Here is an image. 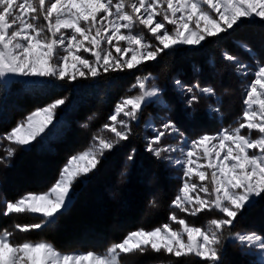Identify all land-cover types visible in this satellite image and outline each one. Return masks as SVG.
<instances>
[{
	"label": "snow or ice",
	"instance_id": "snow-or-ice-1",
	"mask_svg": "<svg viewBox=\"0 0 264 264\" xmlns=\"http://www.w3.org/2000/svg\"><path fill=\"white\" fill-rule=\"evenodd\" d=\"M246 22L259 25L264 52V0H0V80L21 81L27 89L45 95L63 87L56 81L71 83L139 69L182 47H202V42L221 33H228L233 45L252 62L241 60L227 48L222 49L221 59L237 77H253L242 84L241 116L217 132L189 138L167 115L150 116L145 122L153 133L145 138V150L182 173L181 186L169 207L186 216L220 214L206 226H196L172 211L168 222L130 230L102 254L94 250L65 253L47 240L17 242L14 233L4 228L0 229V264H122V257L148 251L223 264V250L230 238L242 249L259 250L264 256V234L231 232L238 217L264 200V58L248 40L233 35ZM136 26L146 33H134ZM193 71L201 69L193 66ZM152 79L137 75L131 87L138 88V93L115 104L110 123L102 125L111 137L94 136L92 146L72 155L46 189L5 199L0 213L40 217L33 224H16L21 232L57 224L78 197L75 182L97 168L105 151L129 139L133 123L140 121L150 103L171 111L164 90L150 84ZM173 84L191 109L189 119H195L194 105L201 96L215 98L207 107L223 119V101L212 86L198 80L185 84L179 77ZM66 102L67 97H57L37 107L0 138L25 151L34 142L46 144L63 123L62 116L56 118V110ZM154 119L161 123L157 125ZM165 137H172L175 143H163ZM5 152L0 164L10 162L16 149L7 147ZM135 152L133 148L129 161L134 160ZM85 182L80 179L81 184ZM150 205L155 207V201Z\"/></svg>",
	"mask_w": 264,
	"mask_h": 264
},
{
	"label": "trees",
	"instance_id": "trees-1",
	"mask_svg": "<svg viewBox=\"0 0 264 264\" xmlns=\"http://www.w3.org/2000/svg\"><path fill=\"white\" fill-rule=\"evenodd\" d=\"M261 29L246 22L242 28L233 35L246 39L245 36L251 32H258ZM226 37V39H221ZM262 44L261 40L255 41L254 49ZM227 48L243 60L244 52L233 45L228 33H222L217 37H210L202 42V47H182L179 50L164 55L157 61L146 62L139 69L110 72L103 76L90 79H77L71 83L56 81L63 85L59 89H52L47 95L38 90H29L20 81H11L7 85L0 82V137L9 132L20 120L37 107L44 106L57 97H67L65 105L56 110V118L63 117V123L58 132L43 145L33 143L25 151L16 145L15 156L10 162L0 164V198L13 200L26 192L46 189L50 182L54 181L61 167L69 157L85 149H89L94 143L93 137H102L107 134L102 125L108 122V117L114 110L115 104L126 96L133 95L137 75H150L155 85L164 90V96L171 104V111L165 112L157 105L150 103L141 114L140 121L134 122L132 135L126 141H121L114 149L104 153L97 168L85 177V183H79L76 187L78 197L70 206L69 210L60 218L57 224L42 229L30 231H16L15 225H28L39 222L38 215H17L13 221V214L3 216L0 213V229L7 228L14 233L13 239L17 242L24 240H47L52 242L62 252L70 250H94L101 252L111 243L119 242L128 231L138 228L151 229L165 223L170 214V202L177 193L180 186V174L172 167H164L165 164L157 161L145 150V134L148 132L142 126L151 117L157 114L167 115L177 122V125L189 138L201 133H214L222 126L234 124L237 117L242 114V94L239 86L240 79L233 73L231 67L221 59V51ZM258 53V52H257ZM214 60V64L211 63ZM247 61V60H246ZM193 66H199L201 71L195 73ZM179 77L185 84L191 85L198 80L201 85L212 86L215 93L223 101V119L208 112V105L214 102V97L201 96L200 103L194 105L197 109L195 119H189L192 114L183 104L182 98L173 84L174 78ZM198 94V93H197ZM232 95V96H231ZM230 96V99H229ZM229 99V101H226ZM157 119H154V123ZM194 123V125H193ZM87 125V127H84ZM193 125V126H192ZM2 140V141H1ZM0 139V156H5L7 146ZM4 145V147H3ZM135 148L134 160L127 159L131 150ZM150 165L152 174L159 178L160 191L140 197L139 186L136 177L139 173V166ZM38 169L44 173V179L36 183L31 181L32 173ZM164 175L169 176L171 188L165 190ZM18 176L28 181L26 185L16 187H4L6 179H14ZM113 186L119 191V199H112L109 187ZM108 189V190H107ZM148 198V197H147ZM116 200V202H115ZM121 200L128 204L139 201L142 208L151 212L141 222L131 223L119 230L111 231L99 244L72 243L67 244L68 234H73L74 239L80 237V233L73 231V227L97 231L99 226L106 228L115 217H122V209L119 207ZM155 201L156 206L152 207L150 201ZM264 208V200L255 207L238 217L237 222L231 230L232 234L244 231H256L264 234L259 228L247 229V224L255 221ZM160 210V211H159ZM159 212L157 215L155 213ZM128 218L135 219L136 212L126 211ZM96 223V224H95ZM98 225V226H97ZM30 236H27V235ZM96 238V236H92ZM122 264H203L199 258L194 256L175 258L167 254H156L151 251L145 254L122 257ZM223 264H264L256 262L253 256L241 248L231 239L225 244L223 250Z\"/></svg>",
	"mask_w": 264,
	"mask_h": 264
},
{
	"label": "rangeland",
	"instance_id": "rangeland-1",
	"mask_svg": "<svg viewBox=\"0 0 264 264\" xmlns=\"http://www.w3.org/2000/svg\"><path fill=\"white\" fill-rule=\"evenodd\" d=\"M41 23H43L42 20H41ZM255 26L259 27V25H255ZM169 27H171V26H169ZM133 32L134 33H140V32L146 33V30L143 29L142 26H136V27H134ZM261 34H262L261 31H258V32H255V33L254 32H251L249 35H246L245 38H246V40H248L251 43V45H253V44H255V41L261 40ZM256 50L258 52V56H260L261 58H264V52H262V50H261V45H259V47L256 48ZM240 51H242V50H240ZM242 52H244V51H242ZM242 54H243V57H242L243 58V61H246L247 60L246 62H249V63L252 62L251 59H250V57L248 56V54L246 52H244ZM238 78L241 81V84L239 86V90H240V93L242 94V100H243L244 96H243V87H242V84L245 83V82H247V81H250L253 77L251 75H249L246 78H242V77H238ZM0 82L3 85H7L11 81H9V82L6 83L5 80H0ZM149 83L150 84H154L152 80H150ZM132 89H134V88H132ZM138 91H139V89L138 88H135V91H134L133 95L137 94ZM180 98H181V96H180ZM229 99H230V96H229ZM229 99H227L226 101H229ZM243 107H244V105H243ZM113 112H114V110H113ZM113 112L111 114H113ZM208 112H210V110H208ZM118 119H119V117H118ZM107 123H110L109 117H108V122ZM155 123L157 125H159L161 123L160 119H157V121ZM193 125H194V123H193ZM142 129L144 131H147L149 133L148 136L145 134V138L146 137H149V136H151L153 134L150 129H148V128L145 127V124L142 126ZM104 130L107 131L106 129H104ZM111 136H112V134L107 131V134L106 135H103L102 137L109 138ZM145 141H146V139H145ZM3 142L6 143L5 145L7 147H12L13 148V145H15V144H11L9 141L4 140V139H3ZM163 143L169 144V143H175V141L173 140L172 137H165L164 140H163ZM3 147H4V145H3ZM87 150L88 149H85L83 151H87ZM83 151H81V152H83ZM107 151H105V152H107ZM79 153H77V154H79ZM164 167H166V165H164ZM139 168H140L139 169V173H138V176L136 177V181H137V184L139 186V194H140V197L145 196L146 199H149L150 195H152L155 192H159L161 190L160 187H159V182L160 181H159V178L156 175L152 174V171H153L152 169L153 168L150 165L147 164V165H144V166H141V167L139 166ZM172 168H175V167H172ZM175 169H177V171H178L177 173H178V175L180 174V177H181V175H182L181 171L178 168H175ZM44 177H45L44 176V173L38 169V171L35 170L32 173V178H30V180L31 181H35L36 183H38V182H41L44 179ZM85 177H81L80 179H83L84 180ZM80 179H78L75 182L74 189H76L77 185L80 183ZM164 180H165V183H164L165 184V190L168 192V190L171 188V183H170L171 181L169 179V176L164 175ZM26 182H29V180L28 181H25V180H23V177L20 176V178H19L18 176H16V177H14V179H6L4 187H6V186L7 187L8 186L9 187H16V186L26 185ZM180 186H181V179H180ZM108 187H109L108 188L109 189V192L107 194H110L109 196L112 197V199H116L118 201V199H119L118 198L119 197L118 196L119 195L118 194L119 191L117 189H115L113 186H108ZM116 200H115V202H116ZM3 201H4V199L3 198H0V207H2ZM119 203H120L119 204V207L123 211L122 212V217H120V216L119 217H115L112 220V222L109 224V226H107L106 228L105 227L104 228H101L99 226V228H97V231H92L90 229L88 230L87 228H84V229L83 228L82 229L76 228L75 229L73 227L72 228L73 231H76L77 233H80V237H79V239H78V237L76 239H74V237H76V236H74L73 234H70L69 233L68 234V237H67L68 239H67L66 243L67 244H72V243H78V244H80V243L81 244L82 243H84V244H99L106 237V234L107 233H110L111 231H114V230H119L121 227L128 226L131 223L141 222L143 219L146 218V214L148 215L149 212H151L149 209L146 210V209L142 208L141 203L139 201L135 202L134 204H128L126 201L121 200ZM170 209H171V210H169L170 212L177 211V214L178 215L184 216L185 219H187L190 223H193L196 226H202V227L206 226L207 222L211 218H216V217H218L220 215L219 213H217V212L214 211V212H203V213H201V214H199L197 216H186L184 213H179L178 210H175V209H172V208H170ZM133 210L137 213L135 219L128 218L127 217V214L125 212L126 211H131L132 212ZM158 213L159 212L155 213L154 215H157ZM27 215H32V214H27ZM16 216H17L16 214H13V221H16V219H15ZM168 218H169V216H168ZM168 218H167V220L165 222H168ZM119 222H121V224ZM114 224H116V225L114 226ZM247 225H249V226H246L247 229H249V227L250 228L253 227V228H259V229H261V230L264 231V208L262 209L260 215L256 218V220L255 221H252L250 224H247ZM16 231H18V230L16 229ZM244 232H250V231L247 230V231H244ZM233 234H235V233H233ZM27 236H30V235L28 234ZM92 236H96V238H93ZM105 250H103L101 252H97V253L102 254V253L105 252ZM244 250L247 251V254L248 255L253 256V258L255 259L256 262L264 263V256L261 255V253L259 252V250H252V249H244ZM74 251H81V250H70L68 252H74ZM68 252H65V253H68Z\"/></svg>",
	"mask_w": 264,
	"mask_h": 264
},
{
	"label": "bare ground",
	"instance_id": "bare-ground-1",
	"mask_svg": "<svg viewBox=\"0 0 264 264\" xmlns=\"http://www.w3.org/2000/svg\"><path fill=\"white\" fill-rule=\"evenodd\" d=\"M115 222V221H114ZM120 224H121V222H119ZM113 225V224H112ZM116 224H114V226H115ZM119 225V224H118ZM122 228V227H121ZM107 237V236H106ZM105 240V239H104Z\"/></svg>",
	"mask_w": 264,
	"mask_h": 264
}]
</instances>
